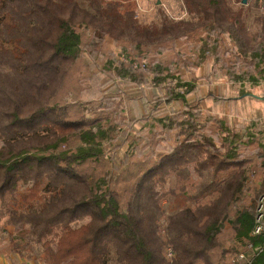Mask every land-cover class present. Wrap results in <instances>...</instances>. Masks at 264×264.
Returning a JSON list of instances; mask_svg holds the SVG:
<instances>
[{
  "label": "trees",
  "instance_id": "16d2710c",
  "mask_svg": "<svg viewBox=\"0 0 264 264\" xmlns=\"http://www.w3.org/2000/svg\"><path fill=\"white\" fill-rule=\"evenodd\" d=\"M182 2L196 20L165 19L153 27L133 19L134 0H0V234L14 229L5 253L35 264H164L162 252L170 249L172 264H237L234 253L252 250L247 264H264V235H252L260 193L250 194L251 159L241 152L254 139L233 135L219 149L209 137L200 138L198 105L186 99L193 84L178 80L167 90V101L185 105L187 117L163 125L172 133L164 139L166 152L155 151L160 141L150 139L152 158L137 164L139 174L124 191L108 187L111 176L125 169L105 147L115 140V112L102 107V116L73 120L69 103L59 101L85 34L131 42L140 53L221 32L240 54L251 53L257 67L264 65V0L256 2L262 43L227 0ZM127 71L119 74L133 78ZM200 157L213 174L199 175L204 182L195 195L181 187L174 193L180 200L164 207L166 178H182L183 166L192 164L197 173ZM256 158L264 160V154ZM91 163H106L109 170L96 177L87 169ZM225 231L244 251L227 246Z\"/></svg>",
  "mask_w": 264,
  "mask_h": 264
},
{
  "label": "rangeland",
  "instance_id": "374dc122",
  "mask_svg": "<svg viewBox=\"0 0 264 264\" xmlns=\"http://www.w3.org/2000/svg\"><path fill=\"white\" fill-rule=\"evenodd\" d=\"M134 1L133 19L139 25L156 27L165 19L172 22L196 20L195 16L187 14L182 0ZM242 1L227 0V3L233 11L242 12L241 18L247 31L255 34L262 43L260 24L256 21L262 11L256 4L257 0H245V4ZM124 41L107 37L96 39L91 34H85L80 60L70 69L59 98L61 104L69 103V115L73 120L102 116L105 113L100 112L102 107L115 112L118 125L115 140L107 142L105 147L108 155H115L116 166L120 160L124 161L125 169L122 170L126 173L120 171L115 179L111 176L108 187L124 191L133 186L140 170L137 164L152 158L149 141L153 136L155 141H160L155 151L166 152L169 149L164 139L172 137V133L168 134L163 125H167L169 119L181 122L187 117L185 105L167 101L170 98L167 90L180 80L193 84V91L186 95V99L189 106L198 105L195 120L199 124L200 138L209 137L219 149L233 135L244 138L250 135L254 139L249 140L251 143L241 152L251 159L246 166L251 168L247 185L252 197L254 190L260 193L255 202L256 208L259 197L264 194L260 189L264 183V160L256 158V155L264 154V100L259 103L249 95L264 97V65L257 67L258 63L251 59V53L247 56L240 54L237 43L221 32L195 34L188 39L165 44L161 49L141 48L140 53L131 42ZM4 46L15 48L11 44ZM124 68L133 78L119 74ZM156 79L161 82H155ZM176 90L184 92L183 88ZM202 159L198 160L197 173L192 164L183 166L186 171L183 170L182 178L177 180L174 175L166 178L163 186L165 196L161 200L164 207L168 208L180 200L175 198L174 193L181 187L185 188L188 196L195 195L199 184L204 182L199 175H206L207 171L213 174V166ZM87 169L94 176L102 177L109 170V165L104 163L102 167L100 163H91L87 164ZM4 221H0L1 228ZM6 230L7 234H0V250L3 251L9 243L7 235L14 233L12 226H7ZM224 235L229 240L227 246H234L231 231H225ZM235 246L244 251L243 245L239 246L236 242ZM166 253L164 249V264L167 263ZM240 254L231 256L233 263ZM109 264L116 263L110 261Z\"/></svg>",
  "mask_w": 264,
  "mask_h": 264
},
{
  "label": "built area",
  "instance_id": "2783aa9c",
  "mask_svg": "<svg viewBox=\"0 0 264 264\" xmlns=\"http://www.w3.org/2000/svg\"><path fill=\"white\" fill-rule=\"evenodd\" d=\"M253 236L258 235H264V194L261 195L258 199L256 209H255V217H254V228L252 231ZM248 249H251V246H248ZM264 250V242L263 247ZM166 258H167V264H172L173 262V254L170 249L166 250ZM252 253H255V251H252L249 254H240L239 258L236 260L237 264H247L249 263L250 258L252 257Z\"/></svg>",
  "mask_w": 264,
  "mask_h": 264
},
{
  "label": "crops",
  "instance_id": "0c3cea01",
  "mask_svg": "<svg viewBox=\"0 0 264 264\" xmlns=\"http://www.w3.org/2000/svg\"><path fill=\"white\" fill-rule=\"evenodd\" d=\"M252 98L255 99V101H258L259 103L264 100V97H260L257 95H249ZM0 264H34L28 260L22 259L19 256L15 254H7L3 250H0Z\"/></svg>",
  "mask_w": 264,
  "mask_h": 264
},
{
  "label": "water",
  "instance_id": "95a60500",
  "mask_svg": "<svg viewBox=\"0 0 264 264\" xmlns=\"http://www.w3.org/2000/svg\"><path fill=\"white\" fill-rule=\"evenodd\" d=\"M245 3H246V1H245V0H243V1H242V4H245Z\"/></svg>",
  "mask_w": 264,
  "mask_h": 264
}]
</instances>
